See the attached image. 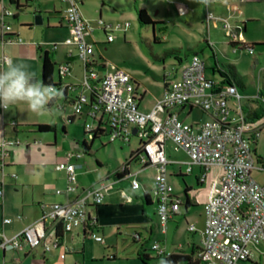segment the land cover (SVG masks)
<instances>
[{
  "label": "built area",
  "instance_id": "1",
  "mask_svg": "<svg viewBox=\"0 0 264 264\" xmlns=\"http://www.w3.org/2000/svg\"><path fill=\"white\" fill-rule=\"evenodd\" d=\"M62 1L67 4L64 18L69 28L64 44L75 48L84 69L81 84L68 86L70 90H79L72 98L73 114L85 112L93 121L106 125L111 143L116 140L128 143L132 136L144 142L142 162L151 163L157 170L152 191L162 231H166V223L182 207V199L175 193L167 172L170 161L166 147L171 142L175 150L182 149L188 154L189 171L194 164L201 167L198 176L200 187L195 195V201L203 205L205 212L202 245L198 253L200 264H241L252 259L253 247L264 253V185L252 176L254 169L264 171V153L257 156L255 147L264 134V105L257 116H254L256 109L246 111L237 84L234 81L227 83L208 78L205 62L196 53L181 62L172 76H165L162 98L156 99L149 111L141 110L139 101L144 92H137L133 76L118 68L109 69L107 65L100 71L95 54V45L100 42L87 38L95 31H100L105 37L104 43L112 42L115 40L113 33H126L131 22L125 20L113 23L99 17L96 27H93L81 12V0ZM215 1L218 0H203L206 6L204 25L208 32L206 42L209 46L213 44L209 35L213 24L230 41L242 43L243 35L234 30L230 19L217 16L208 8L209 3ZM233 10H236V6ZM11 15L13 12L4 8L0 12V24L3 40L15 43V39L7 36L10 26L5 23V17ZM21 41L18 38L17 42ZM247 48L251 53L252 47ZM237 50V47L233 48L234 52ZM9 61L11 58L6 55L0 57V63ZM59 73L62 76L69 74V65H59ZM187 107L189 112L199 108L209 118L193 123L180 118L181 112ZM94 127L93 122L85 123L87 131ZM134 128H137L135 133ZM13 143L5 139L0 141L2 158L8 154ZM72 157L73 153H69L65 160L55 165L57 170L67 173V193L78 190L77 164L71 162ZM4 168L2 160L0 202L5 194ZM128 176L133 189L141 187L136 173ZM111 187L112 182L103 181L82 190L72 201L43 204L39 220L14 236H7L4 229L0 228V248L16 250L23 246H42L46 251L57 249L63 240L56 236L58 226L63 231L81 229L93 239L103 242L98 232L97 216L90 212V208L102 204L105 193ZM62 192L56 190V193ZM203 193H206V198L202 200ZM122 195L132 200L125 191H122ZM18 218H22V215H18ZM10 222L11 218H3L4 225ZM188 229L195 231L196 227L190 224ZM152 250L155 258L169 253L159 241L153 242ZM64 256L65 253L61 255ZM158 263L157 260L152 261V264Z\"/></svg>",
  "mask_w": 264,
  "mask_h": 264
},
{
  "label": "crops",
  "instance_id": "2",
  "mask_svg": "<svg viewBox=\"0 0 264 264\" xmlns=\"http://www.w3.org/2000/svg\"><path fill=\"white\" fill-rule=\"evenodd\" d=\"M5 1H7V5H5ZM219 1L221 2L222 0L213 3ZM229 1L233 0L224 1L220 7H216L214 6L216 4H214L213 12L215 11L216 13H214L217 16L225 15V6L228 5ZM61 2L64 1L61 0ZM198 3L197 8L204 10L201 21V25L204 27L206 6L203 0H198ZM235 6L237 9V4H231L229 8L230 13L234 14L235 10L233 9ZM4 8L11 10L15 14L6 16L5 23L10 26L7 36L15 39L16 42L9 43L3 40L4 34L0 24V57L6 55L11 58L12 62H21L28 65L30 70L34 71L37 77L42 80L41 56L43 52L48 51L50 57L56 63L54 83L58 84L57 87L59 86L63 93L55 104H58L60 106V112L64 113L67 104L72 108L70 100L79 92L78 89L70 90L68 86L81 84L84 73L83 64L77 57L74 47L70 49L66 47L58 48V45L54 47V42H56L55 35L51 31L63 28L62 19L65 21L64 15L66 8L63 10V15H61L62 11L56 6L55 1L24 0L22 2L20 0H2L0 12ZM208 8L210 7L208 6ZM20 12L29 15V18H21ZM9 18L11 21H8ZM50 19L52 22H50ZM15 20H18L20 23L19 29H25V32H21L24 30H18V28L12 27V21L15 22ZM53 20H57V23ZM55 23L58 24L57 28L49 27L50 24L53 26ZM66 29L67 37L69 35L67 24ZM23 33L25 35L32 33L33 36L25 40L20 37ZM18 38L22 39L19 43L17 42ZM61 44H64V42ZM12 46H19V50L17 49V54L13 58L8 55L9 51L12 50ZM77 61H80L79 64L81 65L80 76L74 73V67ZM63 63H67L70 67V73L65 76L59 73V65ZM6 64L0 63V68H3ZM99 69L102 71L103 68ZM88 94L90 95L89 92ZM143 97L139 101V107ZM151 107L140 109L147 112ZM255 107L257 105L251 104L249 111L251 112ZM50 108L51 111H45L41 115L28 111L26 105L23 103L12 105L7 110L0 108V141L4 139L14 141L9 147L8 154L4 158L0 154V162L4 160L5 163L3 176L5 194L3 201L0 202V228L4 229L7 236H14L31 223L39 220L42 215L43 204L50 205L53 203L72 201L82 190L91 186H97L99 183L105 181L112 182V187L105 193L102 204L90 208V212L97 216L98 232L104 241L100 242L93 239L81 229L64 231L61 246L57 249L46 251L42 246L32 248L23 246L16 250H3L0 248V263L152 264V261L146 262L142 256V250L143 248L146 249L145 244L151 236L155 238V241L161 242L167 252H182L186 255H191L193 260H195L197 258V250L202 245L205 212L203 205L195 201L196 194H192L195 188L189 185L187 181L184 187L176 188L175 182H178V178L175 175L178 173L182 174L181 167L179 166L175 172L169 174V180L174 186L175 193L182 199V202H184L186 197L185 186L190 188V192L187 193L189 195L190 205L188 207L183 205L169 219L166 223L165 232L162 231L155 200L150 198L149 201H145L144 199L145 193H148L146 187L141 186L140 188L133 189L129 176L119 179L113 178V174L122 164L115 171H110L106 176H102V172L100 171L95 182L87 177L88 182H90L88 186L77 183L78 190L67 193L65 191L67 187V173L57 170L55 165L59 161L65 160L69 153H73L71 162L77 164L76 176L79 178L83 176V173L77 170L85 168L87 164L84 165L76 159V152H78V147L81 143L72 141L68 143L67 147L64 146L65 144H58L57 116L62 121H66L67 119L64 118L63 113L57 114L55 105L50 106ZM48 113H51L52 116L47 115ZM71 115H74L73 112L68 116ZM78 118H82L83 123H86V118L89 117L84 112ZM37 124H48L53 126L54 129L47 132H40L35 126ZM63 128L65 130V127ZM83 155L85 157L87 154L84 153ZM170 163L175 162L171 161ZM132 166L133 164L131 165L132 173H136L138 178V173L143 168L140 165L139 168L134 170ZM190 172L195 173V187L198 189L200 185L197 187V178L200 174L199 172H201V167L194 164ZM0 177H2L1 173ZM173 177L174 181L171 179ZM126 179L129 181L127 189H129L130 195L127 194L125 187H121L122 182ZM56 190H62L63 192L56 193ZM122 191H125L128 196H131L132 200H128L123 196ZM204 198H206V193L201 195V199ZM18 215H22V218L19 219ZM4 217L11 218V222L4 225ZM190 224L196 227L195 231L188 229ZM136 235L139 237H136ZM134 237L137 239H134ZM63 253H65V256L61 257ZM145 253L149 255L147 249Z\"/></svg>",
  "mask_w": 264,
  "mask_h": 264
},
{
  "label": "rangeland",
  "instance_id": "3",
  "mask_svg": "<svg viewBox=\"0 0 264 264\" xmlns=\"http://www.w3.org/2000/svg\"><path fill=\"white\" fill-rule=\"evenodd\" d=\"M20 1L23 2L24 0ZM51 1H55L56 6L62 11L61 15H63V10L67 4L61 0ZM224 1L228 0L209 3V9L213 11L214 4H216L214 6L220 7ZM81 2V12L93 27H96L99 17L113 23L125 20L131 22L126 33L121 31L113 33L115 40L112 42L104 43L105 37L100 31H95L92 36L87 38L100 42L95 45V54L98 58L102 57L101 60L105 61L109 69L118 68L133 76L137 92L139 94L144 92L140 105L141 109L150 108L156 99L162 98L164 76L168 74L172 76L171 74L175 73L180 66L179 58L186 61L196 52L205 62V73L208 78L220 81L223 79L219 73L221 72L229 75L231 79L237 82L239 93L243 96L241 103L246 111H249L251 104L264 105V101L258 98L259 90L264 91V0L229 1L228 5L225 6L226 10H224L226 14L223 16L219 14L220 17L230 19L234 30L242 33V43L247 44V46L252 45L251 53L247 49H238L237 52H234V47L229 44V39L224 35V32L213 24L210 26V40L213 44L209 46L205 40L208 33L207 29L203 30L205 26L202 27L201 25L204 10L197 8L198 0H81ZM1 4L2 0H0V8ZM231 4H237L234 14L230 13ZM5 5H7V1H5ZM140 8L147 10L150 18L155 22L154 24H140L137 17V10ZM28 16L21 13V18L27 19ZM8 21L11 19L9 18ZM50 22H52L51 19ZM55 22L57 23V20ZM62 22V29L51 31L55 35L56 42L54 43L58 45V48L70 49L71 46L61 44L67 35L64 19ZM56 23L53 26L50 24L49 27L57 28L58 24ZM19 25L18 20L12 21V27L25 32V29H19ZM31 36H33L32 33L27 35L23 33L20 37L28 40V37ZM35 46L37 47V45ZM11 48L12 50L9 51L8 55L13 58L17 54V49L19 50V46H12ZM237 48L240 47L237 46ZM79 62L77 61L74 67V73L77 76L81 74ZM72 112L69 104L66 105L64 113L59 111V113L64 114L65 119ZM47 115L52 116L51 113ZM75 116L73 123L68 120L62 121L57 116V141L59 145L65 144V147L69 142L81 143L83 139L91 144L90 152L85 157L82 153L76 156L80 163L87 164L85 168L77 170L82 171L83 176L79 178L76 176V182L88 186L90 182H88L87 177L95 182L100 171L102 176H106L110 171H115L123 164L129 153L138 146L139 139L132 136L129 143H123L120 140L110 143L107 135H101L100 138L91 143V136L84 132L85 123H83L82 118H78L79 115ZM180 118L193 123L207 120L209 115L199 108L189 112V107H187L181 112ZM86 119V123L93 122L91 118ZM105 128L108 129L107 126ZM255 147L257 156L264 153V134L259 138ZM166 153L168 160L175 162L167 165L168 174L175 172L179 166L181 167L183 176L175 175L178 178V182H175L176 188L184 187L187 181L189 185L195 188L192 194H196V176L195 173L188 170L187 163L190 161L188 154L182 149L175 150L171 142L167 143ZM139 167L138 162L133 163L132 168L134 170ZM156 172L154 166H148L138 173L141 186L146 187L152 200H155L152 189L154 187L153 177ZM252 176L264 185V171L254 169ZM171 179L174 181V177ZM128 182L127 179L124 180L121 187H125L127 194L130 195V191L127 189ZM154 241L155 238L151 236L145 244L149 251V258L155 257L152 250ZM253 253L252 259L242 261L241 264H264V253L255 247H253Z\"/></svg>",
  "mask_w": 264,
  "mask_h": 264
},
{
  "label": "trees",
  "instance_id": "4",
  "mask_svg": "<svg viewBox=\"0 0 264 264\" xmlns=\"http://www.w3.org/2000/svg\"><path fill=\"white\" fill-rule=\"evenodd\" d=\"M13 15H15V14L13 13ZM137 17H138V20H139L140 24H142V25H148V24H154L155 23L150 18V15L148 14L147 10L144 9V8H140V9L137 10ZM229 44H231L233 47L239 46L240 48H238V49H240V50H242V49H247L248 50L247 44H245V43H238V42H234V41H230L229 40ZM249 46L252 47V45H249ZM196 53H193V54H196ZM101 59H102V57L100 56L98 58V61H99L98 62V67L99 68H106L105 61L101 60ZM179 61L181 63L184 60L182 58H179ZM41 62H42V77H41L42 81H44L46 83H54V69H55L56 63L50 57L48 51L43 52V54L41 56ZM219 73L223 77V79L220 80V81L227 82V83H230L231 81H234L237 84V82L235 80L231 79L229 77V75L223 74L221 72H219ZM165 76H164V82H165ZM54 84L57 87L58 84H56V83H54ZM143 95L144 94H142V97H143ZM258 95H259L258 98L261 99V101H263L264 91L259 90ZM92 97H94V96H92ZM70 104L73 105V99L70 100ZM261 107H262V105H258L255 108L256 111H255L254 116L258 115L259 111L261 110ZM74 119H75L74 115H71V116L67 117V120L70 121V122H73ZM93 123H94L95 127L92 130H89V131L86 130L85 124L83 126L84 132L91 136V143L95 139L100 138L101 135H107L108 139H109L108 130H106V128H105L106 125L98 124L96 120H94ZM35 126H36L37 130L40 131V132H47V131H51V130L54 129L53 126H50L48 124H37ZM63 130H64V128H63ZM121 142H123V141H121ZM123 143H127V142H123ZM90 145H91L90 143H87L85 140H83L81 142V144L79 145V147H78V152H76V153H79V154L86 153V154H88L90 152ZM144 154H145L144 142L139 141V144L136 147V149L129 153L128 158L126 159V161L113 174V178L114 179H119V178H122V177H128V175L130 173H132L131 165L134 162H138L139 165H141V168H146L148 166H151V163H149V162H146V161L142 162ZM97 163H99V162H97ZM177 175L183 176L181 173H178ZM199 185H200V182L198 181V178H197V187ZM184 190H185V193H186V197H185L184 202H182L181 205L182 206L184 205V206L188 207L190 205V200H189V195L187 193L190 192V188L185 186ZM144 199H145V201H149L150 200V197H149L148 193H145ZM63 232L64 231L62 230V228L60 226H58L57 229H56V236L58 238H62L63 237ZM134 239H137V238L134 237ZM200 250H201V247L197 250V253H196L197 258L195 260H193L191 255H186V254H184L182 252H180V253L170 252L168 254H165L164 256H167V258L172 262V264H200L199 259H198V253L200 252ZM145 251H146V249L143 248L142 256H143V259L146 262L153 261V260H157L159 262V260L162 257H164V256H161L159 258H157V257L156 258L155 257L154 258H149L148 253H145Z\"/></svg>",
  "mask_w": 264,
  "mask_h": 264
},
{
  "label": "clouds",
  "instance_id": "5",
  "mask_svg": "<svg viewBox=\"0 0 264 264\" xmlns=\"http://www.w3.org/2000/svg\"><path fill=\"white\" fill-rule=\"evenodd\" d=\"M62 94V89L54 83L39 79L24 63L9 61L0 68V108L7 110L12 105L23 103L28 111L41 115L45 111H51L50 106L55 105L59 114L60 106L55 102ZM159 264L172 262L164 256L159 260Z\"/></svg>",
  "mask_w": 264,
  "mask_h": 264
},
{
  "label": "water",
  "instance_id": "6",
  "mask_svg": "<svg viewBox=\"0 0 264 264\" xmlns=\"http://www.w3.org/2000/svg\"><path fill=\"white\" fill-rule=\"evenodd\" d=\"M36 22H37V20H36ZM136 131H137V128H134V129H133V132L135 133ZM138 237H139V236H138Z\"/></svg>",
  "mask_w": 264,
  "mask_h": 264
},
{
  "label": "bare ground",
  "instance_id": "7",
  "mask_svg": "<svg viewBox=\"0 0 264 264\" xmlns=\"http://www.w3.org/2000/svg\"><path fill=\"white\" fill-rule=\"evenodd\" d=\"M205 199V198H204ZM203 200V199H202Z\"/></svg>",
  "mask_w": 264,
  "mask_h": 264
}]
</instances>
